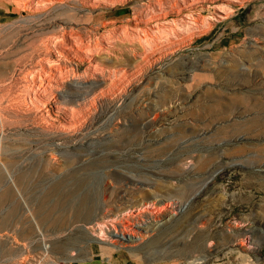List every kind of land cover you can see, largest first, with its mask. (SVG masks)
<instances>
[{
  "label": "rangeland",
  "instance_id": "1",
  "mask_svg": "<svg viewBox=\"0 0 264 264\" xmlns=\"http://www.w3.org/2000/svg\"><path fill=\"white\" fill-rule=\"evenodd\" d=\"M115 226L112 264H264V0H0V264Z\"/></svg>",
  "mask_w": 264,
  "mask_h": 264
},
{
  "label": "bare ground",
  "instance_id": "2",
  "mask_svg": "<svg viewBox=\"0 0 264 264\" xmlns=\"http://www.w3.org/2000/svg\"><path fill=\"white\" fill-rule=\"evenodd\" d=\"M62 55H64V54H62ZM40 85L43 86V83H41ZM59 108H67V107L65 105H60ZM255 122H257V121H255ZM84 203L86 204L88 202L86 200H84ZM89 209L90 208L88 207L87 210H89ZM40 212L41 211H39V218L40 219H39L38 222H36V229H37V232L39 233V235H43V238H42L43 250H44L46 256H48L49 253H50V251H51V246L47 242H45V243L43 242L44 241V238H45L44 237L45 234H43V230H42V226H43V223L46 221L45 220L46 218L44 219L43 215ZM132 220L134 222L133 223V226L141 227V228H146L147 231H151L153 229V227H155V225L160 221L157 218H149V219L145 220V219H141V217H132ZM51 221L50 222L53 225H55V226L58 225V224L65 225V218H62V217L60 219L57 218V217L56 218H53V219H51ZM92 227H93V229L95 231L98 229V227L96 225H93ZM103 232L107 236V238H109V240L111 241V243L113 244V246L112 247H103V246L102 247H99V250H101V251H98L97 253L94 252V250H92L93 251V257H92V261L93 262H92V264H94V259H95L96 256H98V257L99 256H102V257H105V258L107 257L108 260H109L108 263L109 264H112L113 263L114 256L118 252L117 251V248H116V246H117L116 244L121 243V244L124 245L128 241H135L136 239H140L141 238V235H138L139 233L136 234L135 231H126L125 228L120 231L116 226L114 227L113 230L112 229H108L106 231L103 230ZM132 255H134V252H132ZM82 262L85 263V264H89L88 260H82ZM39 264H44V263L43 262H40ZM51 264H52V262H51ZM136 264H138V263L136 262Z\"/></svg>",
  "mask_w": 264,
  "mask_h": 264
},
{
  "label": "crops",
  "instance_id": "3",
  "mask_svg": "<svg viewBox=\"0 0 264 264\" xmlns=\"http://www.w3.org/2000/svg\"><path fill=\"white\" fill-rule=\"evenodd\" d=\"M3 199V198H2ZM46 221L43 223V226H48L50 225V221L48 222L47 219H45ZM20 225H21V231L20 234L22 236V239H33V241H36V244H39V240L36 239L34 240V237H37V229H36V225L34 224V220L32 218H29L28 216V212L26 209H24L21 213L20 216ZM40 247V245H38Z\"/></svg>",
  "mask_w": 264,
  "mask_h": 264
}]
</instances>
